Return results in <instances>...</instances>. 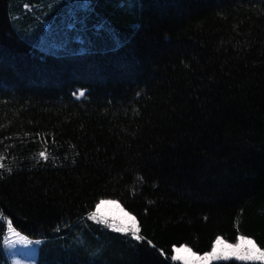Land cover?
<instances>
[{
  "label": "trees",
  "instance_id": "obj_1",
  "mask_svg": "<svg viewBox=\"0 0 264 264\" xmlns=\"http://www.w3.org/2000/svg\"><path fill=\"white\" fill-rule=\"evenodd\" d=\"M50 10L85 51L22 36L18 18L46 33ZM0 164V264L8 219L42 241L37 264H181L173 247L218 236L264 248V0H0ZM100 200L143 241L89 221Z\"/></svg>",
  "mask_w": 264,
  "mask_h": 264
},
{
  "label": "snow or ice",
  "instance_id": "obj_2",
  "mask_svg": "<svg viewBox=\"0 0 264 264\" xmlns=\"http://www.w3.org/2000/svg\"><path fill=\"white\" fill-rule=\"evenodd\" d=\"M79 96H85V91L81 90ZM40 156L47 159L45 153H40ZM0 167H3L0 164ZM113 200H100L95 205V210L91 211L87 217L89 221L95 222L97 225L103 224L113 233L123 234L125 237H131L137 242H142L143 237L140 235L136 218L124 213L123 216H103L101 214L102 207L105 204H115ZM6 229L9 235L4 236V244L7 247H15L17 243L31 244L32 241L27 236L21 235L14 227L12 219L6 221ZM14 237L10 239L9 237ZM35 243L40 245L42 241L36 240ZM151 245V241H148ZM171 260L182 261V264H208L209 261H237L248 262V264H264V250L257 246L256 242L243 235L239 236L237 242L230 243L226 239L216 237L211 246V251L204 255H197L192 252V249L185 246L173 247ZM182 253H190V255H182ZM161 255H164L161 252Z\"/></svg>",
  "mask_w": 264,
  "mask_h": 264
},
{
  "label": "rangeland",
  "instance_id": "obj_3",
  "mask_svg": "<svg viewBox=\"0 0 264 264\" xmlns=\"http://www.w3.org/2000/svg\"><path fill=\"white\" fill-rule=\"evenodd\" d=\"M48 13L51 14L50 18L46 20V22H49V26H50L49 32H46L48 34L44 33L42 30H40V25L37 26L33 22V18H30L27 15L18 18L17 22L15 23V24H17V27H18L17 29H19V30L24 29L22 36L27 41L31 42L32 44L38 45L39 48L46 53L75 54V53H80V52L85 51L84 49H78V48H74L71 46H67L65 43V40L63 39L62 34H61L62 36L61 35H54V32H53L54 26L51 25L52 22H55V23L57 21L64 22L65 18H64V15L62 16L61 13H53L52 10L47 11V14ZM67 37H68L67 41H69L70 35L67 34ZM48 38L52 41L51 44H47ZM76 40H78V38H76ZM78 41L82 42V38L79 37ZM113 201H116V200H113ZM124 213H128L129 215L134 216L131 213H129L118 201H116L115 204H105L101 210V214L103 216H112V215L123 216ZM136 223H137V219H136ZM6 235H9V234L6 233ZM239 236H241V235H239ZM9 238L14 239V237H11V236ZM29 240L32 241L31 244L17 243L14 248L13 247H7L4 244L5 254H6V256L9 259L11 264H37L41 244L37 245L34 240H31V239H29ZM257 246L260 247L258 244H257ZM260 248L262 250H264V248H262V247H260ZM192 252H194V251L192 250ZM196 254L197 255H204V254H198V253H196ZM182 255H190V253H182ZM230 261H236V262H240V263H248V262L237 261L235 259H232ZM177 262L182 264V261H177ZM219 262H228V261H209L208 264L219 263Z\"/></svg>",
  "mask_w": 264,
  "mask_h": 264
}]
</instances>
